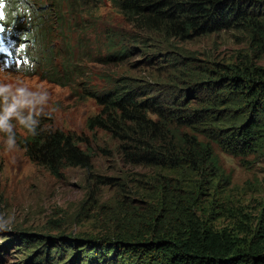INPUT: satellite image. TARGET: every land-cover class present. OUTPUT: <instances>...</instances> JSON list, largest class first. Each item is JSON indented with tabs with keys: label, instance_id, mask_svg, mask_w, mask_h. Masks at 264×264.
<instances>
[{
	"label": "trees",
	"instance_id": "trees-1",
	"mask_svg": "<svg viewBox=\"0 0 264 264\" xmlns=\"http://www.w3.org/2000/svg\"><path fill=\"white\" fill-rule=\"evenodd\" d=\"M36 1L0 0L3 35L15 42L28 40L23 58V50H15L21 72L67 88L79 101L93 100L98 111L87 118V130L109 135L123 164L161 170L167 175L150 179L149 186L141 188L142 194L138 190L135 195L149 199L143 206L128 199V205L121 204L114 210L111 226L99 239L62 240L17 232L16 242H44L45 249L65 244L75 251L71 262L83 258L86 264L118 263L119 259L121 264H264V220L240 240L195 219L190 214L195 192L187 191L196 188L190 185L192 178L222 177L217 149L234 157L264 151V68L253 62L264 55V0H105L135 30L166 40L185 42L228 30L249 33L253 60L245 57L216 72V78L209 74L192 88H176L179 94L159 89L161 96L153 85L137 84L109 72L97 74V85L86 67L68 58L57 62L52 56L53 43L45 35L61 28L63 4L74 28H79L80 17L86 15L88 22L82 30L104 41L106 53L99 54L104 65L116 66L135 50L127 49L113 31L96 25L94 17L102 0H45L48 11ZM23 25L27 27L21 28ZM43 47L49 54L45 60L36 54ZM200 91L211 97L207 105L191 108L183 102V96ZM8 103L9 99L0 98V115L9 108ZM7 123L11 133L0 130V135H12L28 160L52 176L58 177L67 168L91 170L93 153L80 147L82 142L75 134L46 126L42 117L33 114L17 118L12 114ZM28 124L34 130L30 131ZM101 154L108 156L109 152L101 149ZM173 174L179 177L176 182ZM44 252L40 263L52 264L53 259L47 250Z\"/></svg>",
	"mask_w": 264,
	"mask_h": 264
},
{
	"label": "rangeland",
	"instance_id": "rangeland-1",
	"mask_svg": "<svg viewBox=\"0 0 264 264\" xmlns=\"http://www.w3.org/2000/svg\"><path fill=\"white\" fill-rule=\"evenodd\" d=\"M36 4L46 11L49 9L45 0H37ZM61 9L64 15L61 28L45 35V39L53 43L52 56L57 62L68 58L73 64L86 67L94 74L97 85L100 82L98 75L109 72L137 84H150L158 90L179 94L176 88L185 85L192 88L203 83L209 74L216 78L215 73L223 67L241 62L245 57L254 59L249 49L248 32L228 30L185 42L166 40L135 30L109 2L102 0L94 17L98 28L119 35L127 49L135 48L120 64L104 65L99 57L106 53L104 41L82 30V25L88 22L86 15L80 17L79 28H74L66 5L63 4ZM47 26L53 30L50 23ZM27 41L17 40L14 47V50H23L22 58ZM44 50L45 47L36 52L43 60L49 55ZM0 51L9 57V43L4 41ZM253 62L264 68V55ZM19 63L14 69L0 63V84L11 89L0 98L9 99V107L15 105L13 116H40L46 126L75 134L82 142L80 147L93 153V158L90 171L67 168L54 177L31 163L16 143L9 148L8 138L0 135V218L10 220L6 230L0 229V264H43L40 261L46 250L53 259L52 264H86L83 258L71 262L75 251L70 246L59 244L57 249L49 246L45 249L44 242L42 245H23L16 242V233L62 240L99 239V235L111 226L114 210L120 209L121 204L128 205L125 201L128 199L141 206L146 204L148 197L135 194L143 186H149L150 179L167 173L123 164L116 154V142L109 135L100 130L89 132L86 128L87 118L98 111L93 100L79 101L67 88L26 76ZM56 70L58 75L62 74L61 69ZM18 89H24V92L21 94ZM160 90L158 96H161ZM193 97L194 100L190 99ZM210 98L206 91H200L196 95L183 96V102H188L191 108H199L207 105ZM101 149L107 150L109 155L101 154ZM216 153L222 177L191 179V187L196 188L187 189L195 192L190 214L207 227L226 230L243 240L260 220H264V151L247 157H234L218 149ZM171 177L175 182L179 178L174 174ZM127 193H134V196ZM97 259L95 256L94 260ZM118 261L111 264H121V259Z\"/></svg>",
	"mask_w": 264,
	"mask_h": 264
},
{
	"label": "clouds",
	"instance_id": "clouds-1",
	"mask_svg": "<svg viewBox=\"0 0 264 264\" xmlns=\"http://www.w3.org/2000/svg\"><path fill=\"white\" fill-rule=\"evenodd\" d=\"M1 64H3L4 66H6V68H12L16 65V63H19V59L13 63V64H9L7 65L4 61H0ZM10 86H6V85H2L0 84V95L10 92ZM18 92H20L21 94L24 92V89H18ZM15 105H13L12 107L6 108L4 113L2 115H0V130L3 131H7L9 133H11V126L7 123L9 117L13 114V109H14ZM22 123H25L24 121H21ZM34 123V122H33ZM29 127V130L32 131L34 130L32 127V124H28L27 125ZM15 144V140L13 138L12 135H9V138L7 140V145L9 148H12ZM10 225V220H5L3 218H0V229H7Z\"/></svg>",
	"mask_w": 264,
	"mask_h": 264
},
{
	"label": "snow or ice",
	"instance_id": "snow-or-ice-1",
	"mask_svg": "<svg viewBox=\"0 0 264 264\" xmlns=\"http://www.w3.org/2000/svg\"><path fill=\"white\" fill-rule=\"evenodd\" d=\"M3 18V15H2V13H0V19H2ZM4 31V29L2 28V27H0V32H3Z\"/></svg>",
	"mask_w": 264,
	"mask_h": 264
}]
</instances>
